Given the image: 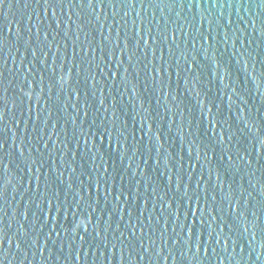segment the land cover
I'll list each match as a JSON object with an SVG mask.
<instances>
[{
	"label": "water",
	"instance_id": "obj_1",
	"mask_svg": "<svg viewBox=\"0 0 264 264\" xmlns=\"http://www.w3.org/2000/svg\"><path fill=\"white\" fill-rule=\"evenodd\" d=\"M0 264H264V0H0Z\"/></svg>",
	"mask_w": 264,
	"mask_h": 264
}]
</instances>
